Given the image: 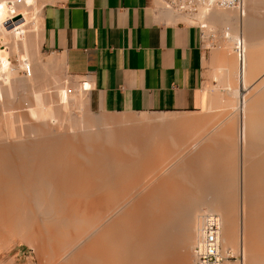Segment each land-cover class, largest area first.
I'll return each instance as SVG.
<instances>
[{"label": "bare ground", "instance_id": "1", "mask_svg": "<svg viewBox=\"0 0 264 264\" xmlns=\"http://www.w3.org/2000/svg\"><path fill=\"white\" fill-rule=\"evenodd\" d=\"M44 1L0 0V108L5 102H10L9 107L20 102L14 98L20 86L31 87L34 99L30 105L26 98L28 110L22 107L27 116L21 114V107L19 112L15 108L13 113V107L7 111L8 104L0 110V253L19 236L36 250L40 264H192L191 257L178 259L176 244L173 249L155 244V260L148 255L147 242L151 231L161 230L162 200L167 198L159 195L167 180L157 172L171 167L177 177V167H190L184 162L187 157L202 154L199 157L205 161L198 164L222 184L208 187L213 181L204 188L202 174L198 177L196 172L204 187L198 182L196 186L213 192L212 198L207 196L208 203L203 198L206 190L198 191L208 205L204 210L199 200L201 204L190 210L192 232L185 244L200 238L204 211H216L222 217V247L243 255L240 261L226 260L224 264H264V45L258 42L260 36L256 39L257 29H253L254 39L249 28L257 19L252 21L251 16L257 11L255 0H244V14L219 3L195 13L171 9L173 18H196L199 24L205 23L207 31L230 25L229 33L224 29L220 33L230 42L212 46L214 80L204 111L99 118L83 113V87L71 90L67 80L56 74L51 82L36 73L40 69L33 63L32 49L38 52L40 47L35 26ZM54 63L52 58L46 60L50 67ZM51 86L58 87V104L48 95ZM14 114L21 120L19 130ZM26 126L28 130L23 129ZM168 159L178 162L171 165L168 161L170 167L164 168ZM148 177L153 178L154 186L142 194ZM179 177L184 179L179 183L183 186L194 179ZM167 182L175 192L179 181ZM131 197L136 201L128 206ZM118 210L121 214L114 216Z\"/></svg>", "mask_w": 264, "mask_h": 264}, {"label": "crops", "instance_id": "2", "mask_svg": "<svg viewBox=\"0 0 264 264\" xmlns=\"http://www.w3.org/2000/svg\"><path fill=\"white\" fill-rule=\"evenodd\" d=\"M171 11L162 0H52L42 8L40 49L56 70L89 82L93 110L196 112L208 97L204 31Z\"/></svg>", "mask_w": 264, "mask_h": 264}, {"label": "rangeland", "instance_id": "3", "mask_svg": "<svg viewBox=\"0 0 264 264\" xmlns=\"http://www.w3.org/2000/svg\"><path fill=\"white\" fill-rule=\"evenodd\" d=\"M49 1H52V0H45L44 2H43V4H42V7L40 8L41 9V15H40V22H39V24H36V26H35V28H37L38 29V32L40 33V36H41V33H42V8H43V6L47 3V2H49ZM263 2H264V0H263ZM262 2V0H255L254 1V4H253V6H255L254 7V10L255 9H257V11L255 10V12H256V14H255V12H251L252 14L254 13V15H251V16H253L252 18V21L254 20V18H257V19H255L254 21H253V23L252 24H254V25H252L251 24V26H254V30L255 29H257V30H255V31H257L258 32V30H259V32H264V28L262 27V26H264L263 24H264V22H262L263 21V18H264V3ZM263 5V6H262ZM262 9H261V8ZM234 8V7H233ZM238 10L237 9H235L234 8V13H236ZM247 13H250L248 10H247ZM235 15V14H234ZM258 16V17H257ZM261 17H263V18H261ZM180 19H183V20H186V21H189V22H192V23H200L201 21H199L198 19V22L196 21V18L195 19H189V18H180ZM260 19H261V21H260ZM195 20V21H194ZM258 20V21H257ZM228 25H229V23L227 24V25H224L222 28H221V30H223V32L224 33H226L227 32V30H228V32L227 33H229V28L227 29V27H228ZM230 26V25H229ZM256 26H258V27H256ZM262 27V28H261ZM221 30H219V31H217V29L216 30H210V31H207V30H205V27H203V31H204V43H205V45L204 46H206V58H205V62H204V93H205V96H208V93L209 92H211V88L213 87V67H212V64H211V58H210V54H211V51H212V49H213V47H216V45H219L222 41H225V40H228V37H224V38H222V36L220 35V33H223V32H221ZM212 31H213V33H212ZM214 31H217V32H214ZM207 35V36H206ZM218 35H219V37H218ZM209 36V37H208ZM20 37H23V34L21 33L20 34ZM207 38V39H206ZM221 41H220V40ZM224 39V40H223ZM210 40V41H209ZM212 41V42H211ZM228 42H230L229 40H228ZM213 44V45H212ZM213 46V47H212ZM232 51L234 52V51H237V50H235V47H233L232 46ZM32 52H33V63H35L37 66H38V69H40V71L38 70V72H36L39 76H41L44 80H48V81H51L52 82V80H53V77H52V75L53 74H56L57 76H59L60 78H62V81H64V80H67V83H68V87H69V89H71V90H74V88H78V87H83L84 88V98H85V101H84V106H83V113L85 114V115H88V116H93L94 118H99V117H103V116H107V115H109V116H115V115H117V116H120V115H133V116H144V115H155V116H159V115H192L193 113H198V112H200V111H204L205 110V107H206V103L204 104V106H203V108L202 109H200L199 111H193V112H186V113H184V112H167V113H135V112H123V113H108V112H100V111H96V110H93V109H91L90 107H89V104H88V93H89V88H88V86H87V83H89V82H87L86 81V79L84 78V77H81V76H73V75H71V74H68V73H66V72H64V71H60V70H56L55 69V63L54 64H52L51 65V67H50V65H47L46 64V60L48 59V58H52V59H54V57H53V55H51V54H47V53H45V52H43L41 49H40V47H39V49H38V52H37V50H36V48L35 47H33V49H32ZM236 53V55H237V52H234V54ZM30 62V61H29ZM49 67V68H48ZM41 78V79H42ZM69 81V82H68ZM50 85H52V84H50ZM89 85V84H88ZM71 86V87H70ZM211 86V87H210ZM21 87V89H19V88H17L16 89V94L14 95V98L16 99V103L18 102V101H20V102H18V104H20L21 106H19L18 107V104L16 105V103L14 102V104L16 105L15 107L14 106H12L13 107V109H12V107H9V105H10V102L8 103V102H5V106H6V104H8L7 105V109L5 108V106L3 105V107L8 111V107H9V109L11 110V111H13V113H14V111H15V108L16 109H19L20 107V109L22 110V111H20V109L18 110V112L20 111V112H22L21 114H23V115H26L27 116V114H28V111H26V109L28 110V101L26 100V98L29 100V104L31 105V103L32 102H34V99H32V97H31V95H32V88L31 87H29L28 86V88H26L27 86H20ZM73 87V88H72ZM30 88V89H29ZM51 89L50 90H52V91H50L49 93H48V95H51L50 97L54 100V103H55V101L57 100V98H59L58 96V91H56L57 90V88L58 87H53V86H51L50 87ZM54 88V89H53ZM208 88H209V90H208ZM49 89V88H48ZM31 90V91H30ZM28 92V93H27ZM54 92V93H53ZM26 95H27V97H26ZM54 95V96H53ZM13 97V96H12ZM29 97V98H28ZM8 98V97H7ZM14 98H9L8 100L9 101H13V100H10V99H14ZM50 98V99H51ZM25 101V102H24ZM31 102V103H30ZM58 102V100L56 101V104H58L57 103ZM13 103V102H12ZM27 104V105H26ZM30 105H29V107H30ZM25 106V110H23L24 108H22V107H24ZM57 106V105H56ZM2 107V108H3ZM2 108H0V110L2 111L3 109ZM4 109V111H6ZM227 110V109H226ZM0 111V113H2ZM16 112H17V110H16ZM26 113V114H24V113ZM209 112H211V111H209ZM76 113H79V110L77 109L76 110ZM19 114V116H21L20 118L22 119V116L23 115H21L20 113H18ZM14 116L16 117V119L14 118V120L16 121V125H17V122L19 121V119H17V118H19V116H17V115H15L14 114ZM26 116H24V118L26 117ZM29 117V116H28ZM27 118V117H26ZM29 120H30V118H28ZM28 120V121H29ZM6 121V120H5ZM25 121V119L23 120V122ZM32 121V120H31ZM0 122H2V121H0ZM3 122H4V120H3ZM19 122H21V120L19 121ZM18 122V123H19ZM25 123V122H24ZM26 124V123H25ZM124 126V125H123ZM16 128V130H19V125H17V126H15ZM27 127V126H26ZM23 129H27L28 130V127L27 128H23ZM32 136V135H31ZM33 137H34V135H33ZM30 138V137H29ZM35 138V137H34ZM33 138V139H34ZM32 139V138H31ZM31 139H29V140H31ZM10 140H12V139H10ZM10 140H7V141H10ZM10 142H12V141H10ZM9 150V149H8ZM10 150H14L13 148L11 149L10 148ZM14 152V151H13ZM197 156V155H196ZM196 156H193V154H192V156L190 157V159H192V160H189V157H187L185 160H187L188 159V161H190V162H188V161H184L185 163H187L186 165H190V169L189 168H181V167H179V169H181V170H178L177 168L175 169L176 170V173H179V174H181V175H179V174H177V177H179V176H182V177H184V178H186V177H188V180H190L189 178H193L194 177V179L193 180H191L190 181V183H189V181H188V184H184V186L182 185L183 184V182H184V179H182L183 181H180L181 180V178H180V180H178L179 178H177V177H175L176 176V174L175 173H172V172H174V170H172V168L170 167V163H171V165H172V161L171 160H167V163L164 161V164L166 165H163V167L165 168H168V167H170V168H168L169 169V173L167 172V170L166 169H164L163 167V169L164 170H161L160 172H157L158 173V175H161V177L164 179V180H167V181H172L174 184H175V182H178V184L176 183V185L175 186H178L177 188H180L179 186L180 185H182L183 187H185L186 186V188L184 189L182 186V189L180 188L178 191H176V189H175V192H174V189L172 190V188H173V185H169V183H171V182H167V181H165V183H166V185L165 184H163V186H161L160 187V189H162V190H165L164 192L161 190H159V195H161V196H163V198H166V199H163L162 200V202L164 201V203L163 204H165L163 207L165 208L164 210H162L163 211V213H162V218H161V227H160V229L161 230H159V231H157V232H153V231H151V233H150V238H149V242H147L148 243V246H149V248H151V252L149 251V253H148V255L151 257L152 255H153V252H155V249H153L152 247L155 245V247L156 246H162V245H165V246H169V248H172L173 246V244H176V245H174V252H175V250H176V252H178L177 253V255H176V253H175V255L178 257V259H180V258H182V257H184V256H188V257H191L190 259H191V261H192V264H195V255H194V253H193V247H194V243L193 244H191V242H189V244L188 243H186L185 244V239H186V237H188V234L190 233V231L192 232V228L190 227V225H191V214L190 213H192L190 210L191 209H193V208H195L196 206L195 205H198L199 206V203L201 204V202H202V204H201V207L204 209V210H206L205 208V206H207L208 205V203H209V201H207L208 199L210 200V198H208L209 196L212 198V192L211 191H208L210 188H208L207 190L206 189H204V188H207L206 187V185L207 184H211L213 181H214V179L212 180V178L214 177L213 176V174L212 175H210V173H209V175H208V172L206 173V172H204L205 171V169L204 168H202L201 167V165L200 164H198V163H201V162H203V161H205V159L204 158H202L203 160L201 161V159H200V157H202V154L200 155V154H198V157H196ZM203 156H204V154H203ZM175 160H177V159H175ZM174 160V162L176 163V161ZM170 163H169V162ZM198 161H200V162H198ZM177 162H178V160H177ZM175 163H173V165L175 164ZM191 165H193V166H191ZM195 165V166H194ZM198 165V166H197ZM240 168V167H239ZM202 169V170H201ZM170 170H172V172L170 171ZM184 170V171H183ZM189 171V172H186V171ZM191 170V171H190ZM204 170V171H203ZM178 171V172H177ZM166 173V176H169L170 177V179L168 180V178L167 177H165V173ZM171 172V173H170ZM180 172H182V173H180ZM196 172H199L198 173V177H199V175H201L199 178H200V180H201V178H203V179H205V180H201V181H204V186H203V183H200L201 181L199 180V178L198 177H196V175H197V173ZM204 174H203V173ZM187 173V175L185 176V174ZM190 173V174H189ZM193 173V174H192ZM196 173V174H195ZM201 173V174H200ZM171 174V175H170ZM174 174V175H173ZM225 175V174H224ZM172 176V177H171ZM174 176V177H173ZM223 176V175H222ZM208 177V178H207ZM210 177H211V179H210ZM226 177V176H225ZM149 178H151V177H148V178H146V180L143 182L144 183V185L141 187V193L143 194L144 192H147L148 190H150L153 186H154V181H153V178H151V179H149ZM167 178V179H166ZM173 178H174V180H173ZM196 178L199 180H197L196 181ZM222 178H224V177H222ZM209 179H210V181H209ZM147 180H148V182H147ZM176 180H178V181H176ZM185 180H187V178L185 179ZM208 181V183H207V181ZM215 180H218V181H214L212 184L214 185H210V186H208V187H219L220 185L219 184H222V182L220 181L221 179H215ZM195 181V182H194ZM222 181H223V179H222ZM153 182V183H152ZM164 182V181H163ZM191 182H192V184H191ZM196 182H198L199 183V185H201V187L203 186L204 188H201V187H198V186H196L197 184H196ZM206 182V183H205ZM210 182V183H209ZM219 182V183H218ZM221 182V183H220ZM149 183V184H148ZM179 183H182V184H179ZM185 183H187V181H185ZM217 183V184H216ZM168 184V185H167ZM190 186V188H189V186ZM192 185V186H191ZM216 185V186H215ZM151 186V187H150ZM169 186V188H167ZM144 187H145V189H144ZM211 187V188H212ZM217 187V188H218ZM165 188V189H164ZM187 188H189V190L187 189ZM166 189H167V191H166ZM169 189V190H168ZM196 189H197V191H196ZM201 189H202V191L204 190H206L205 192H204V195L203 194H198V191L201 193L202 191H201ZM182 190V191H181ZM178 192V193H177ZM184 192V193H183ZM211 192V193H210ZM175 193V194H174ZM176 194H178V195H176ZM205 194H206V196H205ZM181 195H184V197L183 196H181ZM199 195H203V196H205V197H203V198H205V200H206V202H208L207 203V205L205 204V200L203 201L202 199H201V197L202 196H200V197H197V196ZM137 196L138 195H136L135 197L137 198ZM177 196V197H176ZM208 196V197H207ZM134 197V199H133V197H131V199H128V201L130 202H128L127 201V205L129 206H131L132 205V201H136V198ZM175 197V198H174ZM180 199H179V198ZM162 198V197H161ZM184 198H186V199H184ZM198 198V199H197ZM168 199V200H167ZM176 199V200H175ZM178 199V200H177ZM132 200V201H131ZM199 200H201V202H199ZM212 200V199H211ZM134 203V202H133ZM204 203V204H203ZM212 203V201L210 202V204ZM127 205H126V207H125V209L127 208ZM171 206V207H170ZM190 206V207H189ZM174 207V208H173ZM198 208V207H197ZM200 208V207H199ZM120 210H118V211H116L115 213H114V216H116V215H118L119 213L121 214V211L119 212ZM166 211V212H165ZM175 211V212H174ZM119 212V213H118ZM208 212H210V211H204V215H205V213L207 214ZM214 212H216V211H214ZM117 213V214H116ZM217 213V212H216ZM219 214V213H218ZM113 216V217H114ZM112 217V216H111ZM202 221H203V219H202ZM190 224V225H189ZM191 229V230H190ZM189 230V231H188ZM155 235H154V234ZM157 235V236H156ZM173 238V239H172ZM153 241H152V240ZM172 241H171V240ZM177 240L178 242H180L181 243V245H180V243H179V245H178V242L177 241H175V243H174V241L173 240ZM180 241H179V240ZM171 241V242H170ZM149 243H150V245H151V247H150V245H149ZM153 243V244H152ZM159 244H161V245H159ZM190 245V246H189ZM147 246V247H148ZM148 248V249H149ZM172 248V249H173ZM176 248V249H175ZM152 250H154L153 252H152ZM234 250H236L235 248H234ZM146 252H148L147 251V248H146ZM156 253V255H157V252H155ZM155 253H154V257L156 256L155 255ZM10 258L12 259V258H14L13 259V261H9L10 260ZM9 259V260H8ZM157 258L155 257V260H156ZM6 260H7V262H13V263H15V264H40L39 263V261H40V259L38 258V255L36 254V250H33L32 249V247H30V245L27 243V241H25L23 238H21V237H19V236H16L15 238H13V240L7 245V247L6 248H4L3 250H2V252L0 253V264H5V262H6ZM3 261H5V262H3ZM232 262H235V261H233V260H231ZM9 263V264H10ZM180 263V262H179ZM178 263V264H179ZM6 264H8V263H6Z\"/></svg>", "mask_w": 264, "mask_h": 264}, {"label": "built area", "instance_id": "4", "mask_svg": "<svg viewBox=\"0 0 264 264\" xmlns=\"http://www.w3.org/2000/svg\"><path fill=\"white\" fill-rule=\"evenodd\" d=\"M162 3L166 9L184 13H195L204 6L209 10L216 3L234 7L240 14H244L245 11L244 0H162ZM200 26L205 27V23H201ZM238 50H240L239 47ZM221 234V215L213 211L205 214L200 238L193 247L195 264H224L226 260L240 261L243 258L241 253L235 254L232 249L222 247Z\"/></svg>", "mask_w": 264, "mask_h": 264}]
</instances>
